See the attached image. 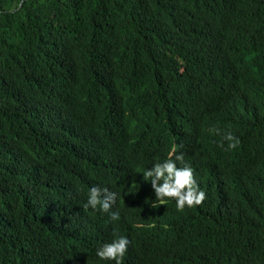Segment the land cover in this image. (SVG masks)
<instances>
[{"label":"trees","instance_id":"1","mask_svg":"<svg viewBox=\"0 0 264 264\" xmlns=\"http://www.w3.org/2000/svg\"><path fill=\"white\" fill-rule=\"evenodd\" d=\"M169 151L200 205H151ZM114 228L121 264H264V0H0V264H115Z\"/></svg>","mask_w":264,"mask_h":264},{"label":"clouds","instance_id":"2","mask_svg":"<svg viewBox=\"0 0 264 264\" xmlns=\"http://www.w3.org/2000/svg\"><path fill=\"white\" fill-rule=\"evenodd\" d=\"M208 131L219 135L220 145L228 150L235 148L240 142V138L231 130L221 131L218 127H210ZM139 172H142L144 180L150 181L154 190L155 199L151 201L153 207H156L157 201L164 204L165 198H172L175 208L183 210L185 206L191 208L200 205L205 199V191L199 186L193 168L185 161L182 152L169 151L163 158H154L151 167H145ZM117 199V191L92 185L87 190L82 207L99 209L107 213L110 221L115 222L121 215L119 207H114ZM129 243L128 237L117 233L114 228L112 238L100 243L95 249V255L98 261H114L115 264H121Z\"/></svg>","mask_w":264,"mask_h":264}]
</instances>
